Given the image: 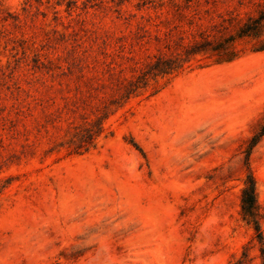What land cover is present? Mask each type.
<instances>
[{
  "label": "rangeland",
  "instance_id": "374dc122",
  "mask_svg": "<svg viewBox=\"0 0 264 264\" xmlns=\"http://www.w3.org/2000/svg\"><path fill=\"white\" fill-rule=\"evenodd\" d=\"M263 1L0 0V264H262Z\"/></svg>",
  "mask_w": 264,
  "mask_h": 264
},
{
  "label": "trees",
  "instance_id": "16d2710c",
  "mask_svg": "<svg viewBox=\"0 0 264 264\" xmlns=\"http://www.w3.org/2000/svg\"><path fill=\"white\" fill-rule=\"evenodd\" d=\"M264 27V1L261 4L260 8L255 17H252L251 21L244 24L242 26L239 36L242 35H257L261 29ZM264 47V46H263ZM264 134V122L261 124L260 131L257 136ZM257 137H253V141ZM249 183L242 189L241 191V209L243 216L247 218L249 221L254 222V227L258 231L259 241L261 239V234L258 226V222L256 220V204H255V189H254V180L251 175L248 177ZM263 253V261L264 264V252Z\"/></svg>",
  "mask_w": 264,
  "mask_h": 264
}]
</instances>
